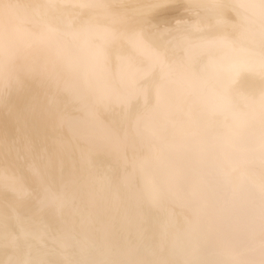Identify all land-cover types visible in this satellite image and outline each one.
I'll return each instance as SVG.
<instances>
[{
	"label": "bare ground",
	"instance_id": "1",
	"mask_svg": "<svg viewBox=\"0 0 264 264\" xmlns=\"http://www.w3.org/2000/svg\"><path fill=\"white\" fill-rule=\"evenodd\" d=\"M150 1L0 0V264H264V0Z\"/></svg>",
	"mask_w": 264,
	"mask_h": 264
},
{
	"label": "rangeland",
	"instance_id": "2",
	"mask_svg": "<svg viewBox=\"0 0 264 264\" xmlns=\"http://www.w3.org/2000/svg\"><path fill=\"white\" fill-rule=\"evenodd\" d=\"M152 1H154V0H152ZM152 1H150V3H151ZM155 2H156V3H155ZM157 2H158V1L156 0V1L152 2V4L155 3L154 6H160V5H162V4H165L166 0H163V1L160 0L159 3H158V5H157ZM160 2H161V3H160ZM163 2H164V3H163ZM152 4H151V6H153ZM159 4H160V5H159Z\"/></svg>",
	"mask_w": 264,
	"mask_h": 264
}]
</instances>
